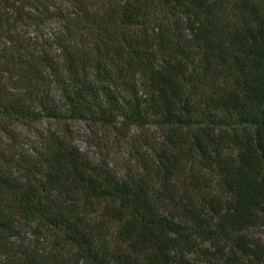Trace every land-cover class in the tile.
I'll use <instances>...</instances> for the list:
<instances>
[{
  "label": "trees",
  "instance_id": "1",
  "mask_svg": "<svg viewBox=\"0 0 264 264\" xmlns=\"http://www.w3.org/2000/svg\"><path fill=\"white\" fill-rule=\"evenodd\" d=\"M0 132V264H264V0H0Z\"/></svg>",
  "mask_w": 264,
  "mask_h": 264
},
{
  "label": "rangeland",
  "instance_id": "2",
  "mask_svg": "<svg viewBox=\"0 0 264 264\" xmlns=\"http://www.w3.org/2000/svg\"><path fill=\"white\" fill-rule=\"evenodd\" d=\"M38 27V28H37ZM24 30H27V32L30 35H35V33L40 34L42 33V31L44 30V32L46 31L45 29V24L40 25V26H30ZM35 31V32H34ZM48 126L47 122H43L40 124H37V126L35 128H46ZM22 129V128H20ZM72 130L74 132V134H76L77 136V144L86 152H88L89 154L93 155L94 157H99L100 155H106L109 154L108 153V148L105 147L104 149L100 150V148L95 147L94 145H91L88 141L91 140V132L89 131V128L86 126V124L84 122H75L72 125ZM26 134H34V128H29L27 132H25ZM24 133V134H25ZM154 134V135H158V130H156L154 127L151 129H134L132 131V136L134 138H138L139 136L141 137V135L144 134ZM101 135V134H100ZM115 134H108L109 137H107V133H102L101 138L102 141L105 144H113L114 145V150L116 151L115 154H111V158L112 159V163H114V166L117 167L121 173L122 172H126L129 168L128 166H131L132 163V159H131V152L134 149L133 143L132 142H127L126 140H118L116 141L114 138L118 139L117 137L114 136ZM25 138V137H24ZM132 139V137H131ZM24 140V139H23ZM10 142L8 138H6V136L0 132V148L5 146V143ZM136 144L138 143V141H135ZM28 147V145H24V149H26ZM255 231L258 233L259 229H255Z\"/></svg>",
  "mask_w": 264,
  "mask_h": 264
}]
</instances>
